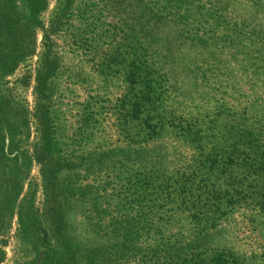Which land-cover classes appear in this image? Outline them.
<instances>
[{
    "label": "rangeland",
    "instance_id": "1",
    "mask_svg": "<svg viewBox=\"0 0 264 264\" xmlns=\"http://www.w3.org/2000/svg\"><path fill=\"white\" fill-rule=\"evenodd\" d=\"M122 43L154 71L155 129L144 111L122 131ZM237 120H264V0H0V264H117L120 244L159 236L264 264L258 208L203 227L174 194L128 201L149 170L209 193L210 150Z\"/></svg>",
    "mask_w": 264,
    "mask_h": 264
},
{
    "label": "trees",
    "instance_id": "2",
    "mask_svg": "<svg viewBox=\"0 0 264 264\" xmlns=\"http://www.w3.org/2000/svg\"><path fill=\"white\" fill-rule=\"evenodd\" d=\"M121 46L114 50L113 55L119 58L118 64L126 62V79L131 87L130 94L132 93L129 98L132 104L121 117L125 127L122 131L127 130L130 118L140 119L138 116L144 111L155 113L140 119L143 124L155 129L157 124H151L150 121L154 117L159 118V114H156V108L148 103L159 95L154 87L155 79L151 76L154 71L147 59L136 52L137 49L134 46L130 47L123 43ZM127 53L130 58H126ZM155 101L156 99L153 100ZM258 123L253 125V122L237 120L233 121L226 130L218 131L221 140L210 150L209 193L203 191L202 194H196L195 190L198 188L192 189V186L185 184L184 181L177 186L170 185L167 181L166 184H156L158 180L152 179L154 174L149 170L150 175L144 174L137 180L139 189L135 188V192L133 191L135 197H130L129 203H133L138 211H143L148 208L146 203L150 202L146 199V195L154 193L157 197L167 199L174 194L182 203L190 205L193 214L199 220H204L203 227L206 225L212 227L218 219L236 207H253L264 211V120L261 121L262 125ZM212 177L215 180H212ZM218 177H222V180L225 178L223 185L216 181ZM148 190H151L150 193L146 192ZM203 193L207 196L202 197ZM139 216H143V213ZM138 224L139 221L132 220L131 226L136 227ZM158 234L161 235L160 232ZM159 239H161L159 243L145 248L128 246L127 254L124 253L127 252L124 243L120 244L121 253L116 257L117 264L118 262L121 264H235L238 262L225 250L208 251L201 247H192V242L188 244L181 240L165 241L161 236ZM106 259L108 261L109 258Z\"/></svg>",
    "mask_w": 264,
    "mask_h": 264
}]
</instances>
